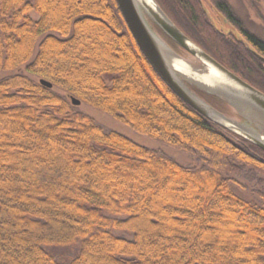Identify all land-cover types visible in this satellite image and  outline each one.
<instances>
[{"label":"trees","instance_id":"trees-1","mask_svg":"<svg viewBox=\"0 0 264 264\" xmlns=\"http://www.w3.org/2000/svg\"><path fill=\"white\" fill-rule=\"evenodd\" d=\"M155 1L204 52L264 93V64L217 32L199 0ZM22 67L36 80H0V264H264V189L255 203L226 178L247 169L263 183L264 152L165 85L115 0H0V72ZM71 98L204 166L184 168L105 132ZM71 246L78 251L68 262L47 251Z\"/></svg>","mask_w":264,"mask_h":264},{"label":"water","instance_id":"water-1","mask_svg":"<svg viewBox=\"0 0 264 264\" xmlns=\"http://www.w3.org/2000/svg\"><path fill=\"white\" fill-rule=\"evenodd\" d=\"M199 2L217 32L241 43L264 62L222 15L219 14V27L209 8L202 0ZM115 3L137 48L165 85L205 119L264 152V94L204 52L155 0H115ZM39 84L52 89V84L45 80H39ZM199 93L220 100L227 110L214 108ZM70 102L74 107L81 104L75 98Z\"/></svg>","mask_w":264,"mask_h":264},{"label":"rangeland","instance_id":"rangeland-1","mask_svg":"<svg viewBox=\"0 0 264 264\" xmlns=\"http://www.w3.org/2000/svg\"><path fill=\"white\" fill-rule=\"evenodd\" d=\"M202 1L206 7L209 8L212 18L220 27L221 21L219 19V13L214 9L208 0ZM225 2L232 15L241 23L244 29H246L255 38L264 40V0H225ZM30 17L33 20H37V16L34 13H31ZM36 53L37 45L34 49L32 58H34ZM14 74H24L32 80H36L34 77L27 75L23 67L12 72H0V80ZM53 91L57 94L65 96V94L57 88H54ZM75 110L91 118L93 122L100 126L105 132H116L141 147L154 151L168 159L175 161L184 168L199 169L204 166L199 156L176 150L165 144L152 141L147 137L141 136L131 131L126 126L120 124L107 114L93 109L84 103H81L78 107H75ZM226 178L230 181L238 195L255 203H260L256 193L264 189V182L260 183L262 177L255 173L252 174L249 170L244 169L240 174L229 175ZM47 251L52 253L58 261L68 262L69 259L77 254L78 247H58L55 249L47 248Z\"/></svg>","mask_w":264,"mask_h":264},{"label":"flooded vegetation","instance_id":"flooded-vegetation-1","mask_svg":"<svg viewBox=\"0 0 264 264\" xmlns=\"http://www.w3.org/2000/svg\"><path fill=\"white\" fill-rule=\"evenodd\" d=\"M208 1L212 4V6L214 7V9L219 14H221L235 28L236 32L255 50V52L258 55H260L261 57H263L260 54L259 51H260V48L261 47L264 48V40L255 38L246 29H244V27L241 25V23L232 15V13H231L229 7L227 6L225 0H216V1H218L219 4L221 3L223 5V7L225 6V10H227V12H223L222 9H221V7H219L218 5L215 6V4H213L212 0H208ZM254 57H256V56L254 55ZM258 60L262 64H264V62H262L260 59H258Z\"/></svg>","mask_w":264,"mask_h":264}]
</instances>
